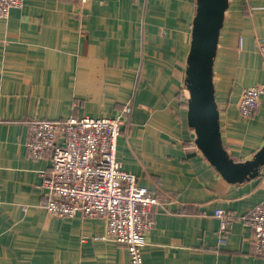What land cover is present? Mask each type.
Instances as JSON below:
<instances>
[{
    "label": "crops",
    "instance_id": "0c3cea01",
    "mask_svg": "<svg viewBox=\"0 0 264 264\" xmlns=\"http://www.w3.org/2000/svg\"><path fill=\"white\" fill-rule=\"evenodd\" d=\"M196 0H24L0 18V264H131L101 217L59 218L40 205L48 157L26 149L28 122L131 115L116 142L121 170L160 198L144 264H264L242 218L264 202V166L226 182L194 144L184 86ZM264 0H228L212 69L221 141L235 161L264 142V95L241 118L244 88L264 83L257 39ZM234 221L218 234L213 210Z\"/></svg>",
    "mask_w": 264,
    "mask_h": 264
},
{
    "label": "built area",
    "instance_id": "2783aa9c",
    "mask_svg": "<svg viewBox=\"0 0 264 264\" xmlns=\"http://www.w3.org/2000/svg\"><path fill=\"white\" fill-rule=\"evenodd\" d=\"M85 3L88 0H76ZM24 0H0V18ZM264 63V36L256 41ZM264 93V83L244 88L237 102L241 118L251 117ZM132 106L123 105L109 118L89 116L28 122L26 149L33 158L48 157L51 166L39 188L40 205L52 216L101 217L107 239L126 246L131 264H144L145 234L154 225L152 209L160 204L158 195L136 182L134 175L121 170L116 160V142L131 115ZM218 234L223 235L235 217L222 208L213 210ZM251 231L252 250L264 256V202L242 218Z\"/></svg>",
    "mask_w": 264,
    "mask_h": 264
},
{
    "label": "water",
    "instance_id": "95a60500",
    "mask_svg": "<svg viewBox=\"0 0 264 264\" xmlns=\"http://www.w3.org/2000/svg\"><path fill=\"white\" fill-rule=\"evenodd\" d=\"M227 7L228 0H196L184 86L189 92L187 123L194 130L196 148L226 182L237 185L256 177L263 168L264 142L250 159L235 161L221 141L212 69Z\"/></svg>",
    "mask_w": 264,
    "mask_h": 264
},
{
    "label": "rangeland",
    "instance_id": "374dc122",
    "mask_svg": "<svg viewBox=\"0 0 264 264\" xmlns=\"http://www.w3.org/2000/svg\"><path fill=\"white\" fill-rule=\"evenodd\" d=\"M263 95H264V93L260 96V98H261ZM259 101H260V99H259Z\"/></svg>",
    "mask_w": 264,
    "mask_h": 264
}]
</instances>
